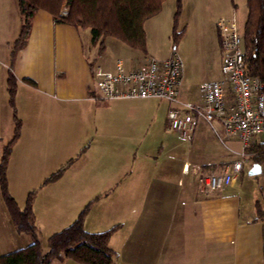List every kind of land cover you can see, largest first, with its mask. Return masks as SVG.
<instances>
[{
    "label": "crops",
    "instance_id": "0c3cea01",
    "mask_svg": "<svg viewBox=\"0 0 264 264\" xmlns=\"http://www.w3.org/2000/svg\"><path fill=\"white\" fill-rule=\"evenodd\" d=\"M157 16L145 23L146 53L128 51L121 46V58L112 65H101L95 64L98 46L92 43L89 29L73 28L56 22L45 11H38L32 20L29 39L13 61L12 46L19 37L22 18L18 0H0V159L15 129L7 89L10 73L17 80L15 102L22 121L21 136L13 147L8 166L10 192L23 209L32 189L40 187L63 166L62 157L78 155L84 146L80 139L92 137L87 150L62 179L40 188L43 199L35 200L34 204L39 235L43 231L56 234L67 228L94 199V194L106 193L105 200L116 194L122 222L110 241V247L117 253L114 264H264V221H255L258 202L264 210V161L258 173L259 188L254 191L248 192L244 186L245 166L236 183L222 191L205 194L200 186L195 189L181 182L184 176L197 175L208 165L220 169L239 160L241 143L221 139L224 131L220 125L216 124L214 130L206 122L215 135L214 145L203 140L206 133L198 131L197 125L191 149L200 143L206 154L181 165L179 160L172 161L181 180L170 169H164L168 153L155 162L156 169L151 175L142 169L128 171L122 160L113 171L104 168L110 160V147L116 149L121 144L123 153L126 146L142 148L151 145L154 139L167 141L169 103L166 102V113L161 109V102L165 101L156 99L103 101L92 83L96 67L110 71L122 60L127 70H133L146 63L151 57L149 31L160 26L152 21ZM210 30L212 34L218 32L217 20L212 22ZM167 58L160 56L159 60ZM186 76L183 67L181 98L184 101L187 100L183 98L182 87ZM220 78L221 66L218 75L209 82ZM188 102H202L200 89L198 100ZM83 108H88L90 116ZM92 113L98 116L91 119ZM163 129V136L157 138ZM109 131H121V141L108 138ZM72 135L79 139H72ZM259 137L248 150V162L252 159L254 164H257L254 158L264 153V139ZM66 138L69 141L64 142ZM187 164L200 169L199 172L186 175L183 169ZM20 168L23 172L38 170L39 178L33 185L23 181L27 183H23L17 196L13 175ZM91 218L88 217L85 229L101 232L89 228ZM23 235L26 234L17 231L5 203L0 204V249L8 246L11 252L19 250L12 243ZM52 264L77 263L60 255Z\"/></svg>",
    "mask_w": 264,
    "mask_h": 264
},
{
    "label": "trees",
    "instance_id": "16d2710c",
    "mask_svg": "<svg viewBox=\"0 0 264 264\" xmlns=\"http://www.w3.org/2000/svg\"><path fill=\"white\" fill-rule=\"evenodd\" d=\"M165 1L18 0L22 26L19 37L12 46V60L16 59L19 51L26 45L31 34L33 17L38 11L49 13L56 22L76 29H89L92 43L98 46L100 51L105 49L106 38H114L131 49L146 53L145 23L161 13ZM176 1L177 11L172 32L175 44L183 35V32H178L182 0ZM247 8L248 16L242 33L246 67L249 75L264 82V0H247ZM65 10L67 15L63 14ZM7 89L9 104L14 112L15 129L13 139L4 148L0 159V195L17 231L30 236L32 242L25 248L0 256V264H52L60 255L77 264H114L117 253L110 247V241L120 226L99 233L88 232L85 229V220L91 204L86 206L70 226L50 236L47 241V251H43L34 212L36 191L28 194L25 207L21 209L9 188L8 166L13 147L22 131V121L18 116L15 102L17 80L11 73L8 77ZM86 150L87 147L78 158ZM254 159L260 165L264 161V153ZM76 160L71 159L63 165L48 177L42 186L59 181ZM255 221H264V210L260 202L257 203Z\"/></svg>",
    "mask_w": 264,
    "mask_h": 264
},
{
    "label": "rangeland",
    "instance_id": "374dc122",
    "mask_svg": "<svg viewBox=\"0 0 264 264\" xmlns=\"http://www.w3.org/2000/svg\"><path fill=\"white\" fill-rule=\"evenodd\" d=\"M176 3V0H166L160 15L152 20L153 23L159 22L160 26L153 28L152 31H149L150 52H148V54L149 56L155 57L157 59H159L160 56H165L167 58L176 54V56L183 61L184 71L187 74V76L183 79V98L187 101H196L198 100L200 86L206 82L214 80L212 78L218 75L222 62V53L219 45L218 32H216V34H212L210 25L214 20L218 21V19L222 17H232L235 15L240 32L243 33L248 16L247 0H182V11L178 20V32H183V35L175 44L172 32L174 16L177 11ZM121 46L128 51H132L130 50L131 48L127 47L122 42L114 38H106L104 51H100L99 47L96 48L99 56L95 60V64L112 65L117 61L118 58H121L122 56ZM110 71L114 72L115 69ZM92 83L96 84L95 78ZM167 107L168 106L166 102H161V109L166 113ZM82 111L86 113L87 116H90V114H88V108H83ZM97 116L98 115L96 113H92L91 119ZM164 131L165 129H163V131L161 130L157 138L163 136ZM198 131H204L206 134L204 135L205 137L203 136V140L205 138L210 145H214L215 135L207 126V123L203 120L198 122ZM165 133H167V141L164 143H161L158 139H154L150 141L151 145H146L142 148H139L137 145L126 146L123 153H121V144L117 146L116 149L114 147H110V160L104 165V168L109 171H113L116 168L117 162L122 160L126 163V168L128 171H138L139 169H142L151 175L156 169L155 162L161 159L159 157L162 154L166 155L168 153V161L167 163L165 162L164 169H170L180 178L178 180H181V177L175 172V162L172 161L179 160L180 165L187 160L192 162V157L200 158L206 154L204 146L200 143H197L192 151L190 143H182L172 131ZM220 136L221 139L226 141L224 135L220 134ZM74 138L77 139L78 137L72 135V139ZM108 138H113L114 141H121V131H115L112 133L109 131ZM259 138L264 139V134ZM92 140V137L84 136L83 139H80V144H84V146L82 147L81 151H79L78 155L85 147L89 146ZM66 141H69V138L64 140V142ZM111 144L113 145V143ZM78 155H75L71 158L63 156V165L67 164L71 159H78ZM254 165V160L252 159H250V162L246 163L245 165L244 179L246 180H244V186L246 187L247 191L249 190L248 192H250V190L254 191L259 188L260 175H250V171ZM24 170L27 172H23L22 168H20L18 171H14L13 180H15V185L13 186L17 196L20 195V191L23 189V183H27L23 181H29L28 183L33 185L39 178V176H37L39 172L38 170ZM35 173L36 176H34ZM201 175L202 172L200 171L197 175L192 174L191 176H184L183 181L181 182L183 185L188 183L195 189H199V186L201 185ZM44 181L40 187L37 189H32V191H36L35 200L43 199V196L40 195V188L42 187ZM120 181L121 179L117 181L118 184ZM178 183H180V181ZM105 194L106 193L94 194V199L89 201L83 208L84 210L87 205L91 204L85 224L88 217L90 216L92 217L90 220L92 227L89 228L98 229L101 230V232L110 230L115 226L121 227L122 222L121 210L118 209V205L120 203L118 196H116V194H112L113 196L110 198L111 200H105ZM98 197L99 199L97 200ZM0 204L4 205L2 197H0ZM51 232L52 231H43V233H41L42 235H40V240L42 241L43 249L45 251H47V241L49 237L54 234ZM21 237L22 238H17V240L12 243L14 248H24L31 243V240L28 236L23 235ZM26 242H28L27 245ZM11 250L12 249H9L8 246H4L0 249V256L11 252Z\"/></svg>",
    "mask_w": 264,
    "mask_h": 264
},
{
    "label": "built area",
    "instance_id": "2783aa9c",
    "mask_svg": "<svg viewBox=\"0 0 264 264\" xmlns=\"http://www.w3.org/2000/svg\"><path fill=\"white\" fill-rule=\"evenodd\" d=\"M67 15V11L63 12ZM222 53L221 78L200 87L202 102L192 103L181 98L184 63L176 56L165 60L153 57L136 69L127 70L118 60L114 72L101 67L94 70L99 99L103 101L156 99L169 103L168 125L182 143L193 140L198 122H207L214 130L218 124L227 139L242 145L239 160L220 169L208 165L201 169V192L210 194L233 186L250 156L248 149L264 134V82L248 74L243 36L236 16L217 21ZM200 169L184 166L186 175Z\"/></svg>",
    "mask_w": 264,
    "mask_h": 264
},
{
    "label": "water",
    "instance_id": "95a60500",
    "mask_svg": "<svg viewBox=\"0 0 264 264\" xmlns=\"http://www.w3.org/2000/svg\"><path fill=\"white\" fill-rule=\"evenodd\" d=\"M261 171L260 165L259 164H255L252 168V170L250 171V175H255L258 174Z\"/></svg>",
    "mask_w": 264,
    "mask_h": 264
}]
</instances>
